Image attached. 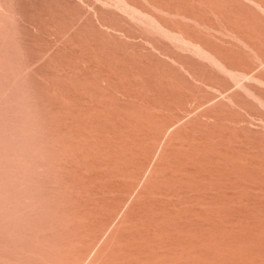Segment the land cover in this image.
<instances>
[{
  "label": "bare ground",
  "instance_id": "obj_1",
  "mask_svg": "<svg viewBox=\"0 0 264 264\" xmlns=\"http://www.w3.org/2000/svg\"><path fill=\"white\" fill-rule=\"evenodd\" d=\"M8 1L0 264H264V0Z\"/></svg>",
  "mask_w": 264,
  "mask_h": 264
},
{
  "label": "rangeland",
  "instance_id": "obj_2",
  "mask_svg": "<svg viewBox=\"0 0 264 264\" xmlns=\"http://www.w3.org/2000/svg\"><path fill=\"white\" fill-rule=\"evenodd\" d=\"M78 2H79V4L82 6V9H83V11H84V16H83V18L85 17H94L95 18V13H96V11L97 10H99V8L100 9H102V8H106V7H108L109 6V3H110V5H111V1L113 2V0H77ZM106 1V2H105ZM115 1V0H114ZM7 2H8V4H7ZM106 6H105V5ZM8 5H9V1L8 0H0V77L3 75L4 77L5 76H8V77H6V78H1L0 80H1V82H0V109L4 106V104L5 103H9V102H12L13 101V103H15L14 101V99L12 100V94H11V92H13V91H11L13 88H14V86L16 87V85H14V84H16L17 82H15L19 77H20V73L18 72V71H13V69L12 68H9L10 66L8 65V64H6V65H8V69H7V66L5 65V60H4V56H3V54L5 53V52H7V51H5V50H7L5 47V43H6V41H7V39L9 38V31H7V30H10V26H9V18H8ZM92 5V6H91ZM83 6H84V8H83ZM92 8H91V7ZM96 6H97V8H96ZM112 7L114 8V5H112ZM96 8V9H95ZM94 9V10H93ZM91 10V11H90ZM7 11V12H6ZM89 11V12H88ZM87 14V15H86ZM92 14V15H91ZM129 13H124V15L125 16H127V18L129 19V20H131L130 22H135V24L137 23L138 25H139V22H138V20H136L133 16V18L132 17H130V15H128ZM86 15V16H85ZM132 18V19H131ZM138 25H136V27L137 28H139V27H141V25L140 26H138ZM7 26H8V29H7ZM6 33V34H5ZM52 35V36H51ZM5 36V37H4ZM7 38V39H6ZM51 40H53V45L51 46L50 45V47H49V50L45 53V54H43V56L46 58L47 56L46 55H48V53L49 52H51V50L53 49V48H55V47H57V46H59V45H61L62 43H63V41H64V38L61 36H57L56 34H54L53 32L52 33H50V37H49ZM55 38L57 39V40H55ZM59 42V43H58ZM3 45V46H2ZM4 55H7V53H5ZM42 56V57H43ZM41 57V59H40V61L42 62L43 61V58ZM1 58H2V60H1ZM4 60V61H3ZM2 61V62H1ZM40 61H38V63H40ZM2 63V64H1ZM4 63V64H3ZM36 66V63H34L32 66H30V68L29 69H27V70H25V72H27V71H29L30 69H32L33 67H35ZM11 69V70H10ZM9 72H8V71ZM6 71L8 72V73H6ZM7 74V75H6ZM10 74V75H9ZM10 76V77H9ZM8 79V80H7ZM3 80H4V82H3ZM6 80V81H5ZM7 82V83H6ZM3 83V84H2ZM14 85V86H13ZM14 90V89H13ZM11 99V100H10ZM11 104V103H10ZM9 105V104H8ZM8 105H6L7 107H8ZM6 106H4L5 108H7ZM3 109V108H2ZM1 109V110H2ZM5 109H3L2 111H4ZM2 111H1V113H2ZM6 111H4V113H5ZM8 112V111H7ZM6 114V113H5ZM2 115V117L1 118H3V116H4V118H6V115ZM1 120V119H0ZM3 120V119H2ZM3 218V217H2ZM1 218V216H0V222H1V224L0 225H2V222H4L3 221V219L4 220H6V221H8V219H6L7 217H4L3 219ZM1 219H2V221H1ZM6 221L4 222V223H6ZM4 226V225H3ZM0 228H1V226H0ZM0 239H2V237L0 236Z\"/></svg>",
  "mask_w": 264,
  "mask_h": 264
}]
</instances>
